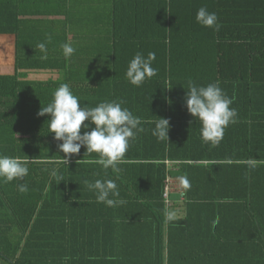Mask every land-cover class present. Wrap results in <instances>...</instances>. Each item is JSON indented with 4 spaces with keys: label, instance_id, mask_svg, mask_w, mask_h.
<instances>
[{
    "label": "trees",
    "instance_id": "obj_1",
    "mask_svg": "<svg viewBox=\"0 0 264 264\" xmlns=\"http://www.w3.org/2000/svg\"><path fill=\"white\" fill-rule=\"evenodd\" d=\"M201 7L219 31L196 22ZM0 36L14 39L13 73L0 75V154L29 168L0 181V264H264V0H0ZM63 43L76 49L69 58ZM138 52H154L158 69L139 87L126 78ZM189 82H218L234 100L237 123L217 145L187 111ZM63 83L82 106L123 101L141 119L119 173L84 147L64 163L50 117L37 115ZM158 118L168 142L153 135ZM97 179L114 180L123 203L97 202L84 183ZM167 180L184 193L171 221Z\"/></svg>",
    "mask_w": 264,
    "mask_h": 264
},
{
    "label": "clouds",
    "instance_id": "obj_2",
    "mask_svg": "<svg viewBox=\"0 0 264 264\" xmlns=\"http://www.w3.org/2000/svg\"><path fill=\"white\" fill-rule=\"evenodd\" d=\"M196 22L203 27L219 31L222 25L215 12H209L206 7H201L196 13ZM51 42V36L47 38ZM47 58V43L37 45ZM65 58L71 57L76 49L70 43L61 44ZM156 59L154 52H149L145 58L137 53L129 62L126 70V78L134 86H141L146 79L157 75L158 69L152 67ZM87 81V80H86ZM123 101L101 102L96 107L82 106L79 97L75 96L67 83L61 84L53 93V99L47 106L41 107L38 116L48 115L47 121L49 133L54 134L58 144V150L65 154L63 159L67 165L73 155H78L82 147L86 153H98L99 159L94 163L107 170L119 173L118 164L123 162L130 142L135 140L138 133L144 129L140 127L141 119L134 116L126 107H122ZM234 103L221 89L219 83H209L206 86H198L189 82V88L185 97V106L188 113L201 125V138L205 142L217 145L224 137L225 129L230 124L237 123L238 112L230 107ZM88 123H85V122ZM169 120L158 118L153 135L161 141L168 142ZM91 125V131H88ZM84 129L83 134L81 129ZM85 153V154H86ZM82 161V160H81ZM80 161H78L79 163ZM29 168L19 157H10L0 154V181L4 183L13 180H23L28 176ZM55 171L51 175H55ZM185 187H190L186 177L181 178ZM84 183L90 190L95 191L97 202L104 203L108 207L122 204V200L115 199L120 193L116 182L112 179H97L94 183L85 180ZM20 193H26L28 185H17ZM112 197V198H110ZM174 212H167L168 220H173ZM65 259H68L67 257Z\"/></svg>",
    "mask_w": 264,
    "mask_h": 264
},
{
    "label": "crops",
    "instance_id": "obj_3",
    "mask_svg": "<svg viewBox=\"0 0 264 264\" xmlns=\"http://www.w3.org/2000/svg\"><path fill=\"white\" fill-rule=\"evenodd\" d=\"M11 37L3 44V50H0V75H11L13 73V62H14V39L12 36H2ZM8 58L6 60H1L2 58ZM8 60V61H7ZM58 75L56 73L50 72H31L28 73L27 79L31 81H45L48 79L55 80ZM182 188L181 183H175L171 185V192L168 195V212H174V217H181L183 214L182 202L180 198L179 191ZM175 196V197H174Z\"/></svg>",
    "mask_w": 264,
    "mask_h": 264
},
{
    "label": "built area",
    "instance_id": "obj_4",
    "mask_svg": "<svg viewBox=\"0 0 264 264\" xmlns=\"http://www.w3.org/2000/svg\"><path fill=\"white\" fill-rule=\"evenodd\" d=\"M175 183H180V181H172V180H167V185L165 187V193H164V196L163 198L165 199V202L168 204V195L170 193L169 189L171 187L172 184H175ZM179 195H180V198L183 200L184 198V193L182 191V188L180 189L179 191Z\"/></svg>",
    "mask_w": 264,
    "mask_h": 264
},
{
    "label": "rangeland",
    "instance_id": "obj_5",
    "mask_svg": "<svg viewBox=\"0 0 264 264\" xmlns=\"http://www.w3.org/2000/svg\"><path fill=\"white\" fill-rule=\"evenodd\" d=\"M9 38H11V37H2V36H0V50L2 51L3 50V44L4 43H6L7 42V40H9ZM2 59L1 60H6V59H8V58H4V57H1ZM8 61V60H7ZM169 191L171 192V187H170V189H169ZM175 197V196H174Z\"/></svg>",
    "mask_w": 264,
    "mask_h": 264
}]
</instances>
